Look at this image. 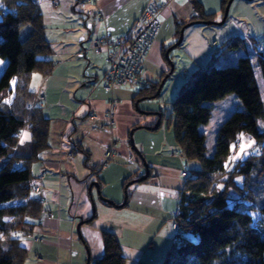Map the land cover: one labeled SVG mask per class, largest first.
Wrapping results in <instances>:
<instances>
[{
    "label": "trees",
    "instance_id": "obj_1",
    "mask_svg": "<svg viewBox=\"0 0 264 264\" xmlns=\"http://www.w3.org/2000/svg\"><path fill=\"white\" fill-rule=\"evenodd\" d=\"M190 3L195 13L191 22L217 24L199 0ZM228 3L221 0L222 12ZM24 26L30 29L21 38ZM182 26L176 23V34ZM249 41L253 45L264 42L258 38ZM216 44H211L214 51L219 49ZM222 45L243 49L246 44L244 38L234 36ZM252 49L250 54L264 79V53L254 54ZM50 53L42 13L34 0H0V59L6 61L0 74V160H5L0 166V264L24 263L27 252L20 240L31 233L44 212L42 198L31 195V167L48 146L49 118L28 85L32 72L51 73ZM158 85L141 87L136 96L155 97ZM228 94L242 108L219 124L212 153L206 155L205 134L199 127L209 121L211 103ZM171 109L177 151L186 162L194 160L199 167L187 172L179 191L178 221L184 232L177 243L170 242L159 264H264V192L259 191L264 188V131L260 129L264 100L250 55L245 51L233 63L211 62L197 69L179 88ZM24 128L29 130L30 140L18 143ZM241 134L249 135L258 149L243 161L231 163V147ZM100 233L102 255L92 264H125L118 237L108 230Z\"/></svg>",
    "mask_w": 264,
    "mask_h": 264
},
{
    "label": "crops",
    "instance_id": "obj_2",
    "mask_svg": "<svg viewBox=\"0 0 264 264\" xmlns=\"http://www.w3.org/2000/svg\"><path fill=\"white\" fill-rule=\"evenodd\" d=\"M150 1L162 0H99L96 6L86 0H57L55 8H52L51 0H43L38 6L51 9L54 16L64 15L58 11L60 4L70 11L68 16L78 24L77 34H73V37L79 45L76 46L75 43L77 51L72 47L73 56L78 53L80 55L82 51L85 58L96 37L104 34L114 37L128 32ZM242 1L249 0L230 2L229 15L227 13L226 19L220 24L218 21L222 19L224 12L220 10L221 0H199L203 11L212 14L213 21L217 23L211 25L190 21V17L195 14L190 0H171L168 7L159 14L160 26L144 61L147 80L156 84L164 77L168 70L165 51L174 45L180 33L181 41L176 46L183 53L182 66L188 73L185 75L186 82L197 69L211 62L233 63L245 51L256 65V59L250 54L252 43L249 39L258 38V34L250 35L248 25L242 23L243 20L236 14ZM40 11L44 19L43 10ZM176 23L184 24L179 34L175 32ZM74 29L75 27L72 28ZM234 36L244 38L246 45L243 49L222 45ZM213 41L219 43L218 50L212 49ZM91 56L92 62L79 57V65L86 63L91 68L89 74L94 73L93 78L86 81L88 84L99 79L100 85L106 69L104 55L93 52ZM87 83L82 85L87 86ZM96 86H88L87 89L92 94L93 90L100 88ZM103 90L100 96L85 97L75 108L65 110V105H60L61 116H46L49 118L48 146L39 153L38 160L31 167L34 185L39 186L38 194H33L36 191L32 190L31 195L42 198L44 211L31 233L40 236L41 240L35 241L25 236L21 238L20 245L27 252L23 264H86L88 258V264H92L102 255V245L99 236L90 241L84 234V224L94 225L92 220L95 218V222L100 223L95 228L111 231L118 237L122 253L127 258L125 264H159L170 247L172 231L169 218L184 185V179L180 175L183 160L169 155V147L173 143H155L154 151L159 157L156 159L149 158L148 152L136 150L129 137L132 130L128 132L121 126L122 107L119 102L114 101L116 125L112 130L102 129L108 102L110 99L114 100L113 90L104 87ZM107 91L112 93L110 99L106 98ZM43 100V95L35 98V102H40L37 105L41 109ZM19 134L18 143L28 141H20ZM115 137L122 141H117L116 152L111 153L110 147ZM131 150L142 158V154H145L148 165L145 167L140 164ZM84 152L88 153V158ZM120 154L129 156V160H125ZM132 158L134 164L131 162ZM145 173L146 177L138 180ZM136 182L141 183L136 185ZM94 183H97V187H90ZM120 188L123 189L124 196L121 195ZM99 195L114 205L102 200ZM47 212H51L53 216L48 217ZM106 213L110 214V221L103 218ZM73 215L74 224L71 222ZM80 221L84 222L79 226L81 234L78 235L76 225Z\"/></svg>",
    "mask_w": 264,
    "mask_h": 264
},
{
    "label": "rangeland",
    "instance_id": "obj_3",
    "mask_svg": "<svg viewBox=\"0 0 264 264\" xmlns=\"http://www.w3.org/2000/svg\"><path fill=\"white\" fill-rule=\"evenodd\" d=\"M253 1L255 0H249L248 2L242 1L241 5L238 6L236 14L239 16L241 21L243 20L242 23L248 25L251 32L249 33L250 35H253V33L258 34V40H264V0H257L254 3ZM57 8L58 11L63 12L64 15L54 16V14L50 11V8V10H48L47 8L43 9L42 6L40 7L44 14V35L51 47V53L48 58L53 62L54 68L47 76H44L36 71L32 72L28 85L29 90L34 92L35 98H40L41 95L44 96V100L41 102L43 105L42 112L48 117L61 116L59 115L61 114L60 105H65V110H69L75 108L79 102L84 100L85 97L87 98L90 95L97 97L104 92L102 84L99 85V79L94 80L89 84L86 82L87 80H91L94 76V73L89 74L91 70L90 66H87L86 63L83 66L79 65V57H82L84 60L88 59L91 60V62L93 61V57L91 56V53H93L90 48L91 46L89 47L91 50L87 52L85 58H83L82 51H80V55L78 53V55L76 54L73 56L74 51H72V47H74L77 51L76 46L79 45L77 43V39L73 37V34H77L76 29H78V24L73 21L74 19L68 16L70 11H68V9H66L62 4L58 5ZM232 10L233 8L231 11ZM28 27L29 26H24L20 29L21 38L25 37L24 34L29 30ZM74 27L75 29L72 30ZM178 47L179 46H175L171 49V51L174 49V52L172 51L171 55V51L168 53L169 58L173 61L174 69L172 73L167 76L159 95L155 97L139 98L136 95L139 93L141 87L131 88L125 84L116 87L113 90V95L110 91L105 92V95L107 94L106 98L108 99H110L112 95L114 101L117 103L119 102L122 107L121 126L128 132L132 130L130 140L136 150L142 151V153L148 152L149 158L153 157L156 159L159 157L156 154V151H154L156 145L155 143H173V146L169 147V155L171 157L174 156L181 158L183 160V162H181V167L189 172L197 169L199 164L194 160L185 162V159L181 156V154H179L177 147H175L172 130L174 117L171 112V103L179 91V88L186 82L185 75L188 74L187 71L184 70L185 67L182 66L183 62L181 59H183V53ZM71 56H73V58L69 60V57ZM252 56L254 57L253 54ZM5 62V60L0 59V72L3 69ZM255 75L262 100H264V79H262V76L256 66ZM173 78H175V80H173ZM47 79L48 82H46ZM83 83H87V86H83ZM95 85L100 86V88L93 90L91 94L87 87ZM13 87L14 82L11 84V88ZM134 96L136 97L133 98ZM36 102L37 104H40V102ZM211 106L212 112L209 121L199 127V131L205 134L206 155H211L212 153L216 130L219 124L233 110L242 108L238 100L232 94H228L224 98L211 103ZM157 121H159L158 127L156 129H152L153 125H155ZM116 123L117 119H115V125ZM260 129L264 131V120L260 122ZM30 137V132L27 128L20 131V141L24 142L25 140H29ZM115 140L120 142L122 141L118 139V137H115ZM171 149L173 150L172 152ZM257 149L258 147L254 144V140L249 135L241 134L236 144L234 143L231 147L232 158L229 159V161L231 160V163L236 160L243 161L251 153H255ZM132 155H134L133 157H137L140 164L148 165L145 154H142V158L139 157L135 151H132ZM131 162L134 164L133 158ZM3 163H5V160H0V166ZM90 176L93 175L90 174ZM236 181L240 183L241 179L237 178ZM140 183L141 182H136L134 184L139 185ZM112 188L114 190V187ZM260 190L261 192H264V188L260 187L259 191ZM120 193L124 196L122 188H120ZM33 194H38V192H33ZM231 194H234V192ZM262 199H264V197H262ZM103 218L107 221L111 220V216L108 213L103 215ZM95 220L96 218L92 220V222L94 221V225L84 224V234L90 238V241H93L94 237L99 236L101 243V230L98 229L100 227L95 228V226H98L100 223L98 221L95 222ZM79 233L81 234L80 231ZM84 247H86V245Z\"/></svg>",
    "mask_w": 264,
    "mask_h": 264
},
{
    "label": "built area",
    "instance_id": "obj_4",
    "mask_svg": "<svg viewBox=\"0 0 264 264\" xmlns=\"http://www.w3.org/2000/svg\"><path fill=\"white\" fill-rule=\"evenodd\" d=\"M43 0H34V3L39 5ZM90 1L95 6L99 0H86ZM171 0L162 1H150L141 14L134 20L132 28L123 35L110 36L104 34L103 36L96 37L92 44L91 49L95 53H102L104 55L103 60L106 65L105 72L103 74L102 86L112 91L116 86L128 85L131 88L142 87L146 88L151 85L150 81L147 80L144 70V61L147 57V53L154 43L155 36L160 26L159 14L165 8L168 7ZM57 5V0H51L52 8ZM100 15V13L98 14ZM101 16V15H100ZM217 42L213 41V45H217ZM253 47V53H264V42L257 41ZM85 49H83L84 51ZM175 80V78H173ZM115 102L110 99L108 102L107 109L104 114V123L102 129L112 130L115 125ZM95 115H93V118ZM117 140L113 139L110 152L115 151V145ZM109 152V153H110ZM108 153V156H109ZM125 160H129V156L120 154ZM17 162H14V166ZM183 179L187 177V171L183 169L180 172ZM33 191H38L39 186L34 185ZM180 203L176 205L171 213L169 219V225L172 231L170 242L175 244L178 242L179 237L184 232L182 225L178 221L180 214ZM184 205L187 202H183ZM48 217H52L51 212H47ZM257 217V215H254ZM71 222L74 224L75 216H72ZM27 238L38 241L41 240L40 236L29 233L26 235ZM39 257V256H38ZM40 258V257H39Z\"/></svg>",
    "mask_w": 264,
    "mask_h": 264
},
{
    "label": "water",
    "instance_id": "obj_5",
    "mask_svg": "<svg viewBox=\"0 0 264 264\" xmlns=\"http://www.w3.org/2000/svg\"><path fill=\"white\" fill-rule=\"evenodd\" d=\"M231 1H232V0H229L228 5L225 7V10H224V12H223V17H222L221 21L218 22V23H222V22L225 20L226 15H227V13H228V7H229V4H230ZM204 23H210V21H204ZM181 37H182V34L180 33V34H179V38H178V40L176 41V43H175L174 45H171L170 47H168V48L166 49V51H165V58H166L167 63H168V71L166 72V74L164 75V77H162V79L160 80L159 85H158L157 90H156V95L159 94V92H160V90H161V88H162V86H163V84H164V82H165L167 76L170 75V73H172V71H173V69H174L173 61L169 58L168 53L171 51L172 48H174L176 45H178V44L180 43V41H181ZM158 125H159V121H157V122L155 123V125H153L152 129H156V128L158 127ZM145 167H146V165H145ZM145 177H146V173H145L140 179H138V180H142V179H144ZM92 185H93L94 187H97V183L90 184V187H91ZM97 192H98V190H97ZM98 193L100 194V191H99ZM99 196H100V195H99ZM100 198H101L102 200L108 202L109 204H113V205H114L113 202H111V201H109V200H107V199H104V198H102L101 196H100ZM88 220H90V219H88ZM83 222H84V221H80V222L77 223V225H76V232H77V234L79 233V226H80ZM78 235H79V234H78ZM86 251H87V250H86ZM87 256H88V251H87ZM88 261H89V258L87 259L86 264H88Z\"/></svg>",
    "mask_w": 264,
    "mask_h": 264
}]
</instances>
